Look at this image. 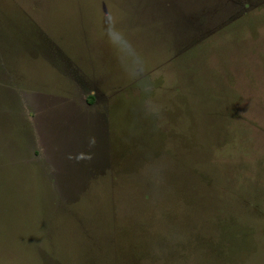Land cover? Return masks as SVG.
I'll return each instance as SVG.
<instances>
[{
	"label": "rangeland",
	"instance_id": "1",
	"mask_svg": "<svg viewBox=\"0 0 264 264\" xmlns=\"http://www.w3.org/2000/svg\"><path fill=\"white\" fill-rule=\"evenodd\" d=\"M0 264H264V0H0Z\"/></svg>",
	"mask_w": 264,
	"mask_h": 264
},
{
	"label": "clouds",
	"instance_id": "2",
	"mask_svg": "<svg viewBox=\"0 0 264 264\" xmlns=\"http://www.w3.org/2000/svg\"><path fill=\"white\" fill-rule=\"evenodd\" d=\"M104 35L109 44L116 50L123 71L131 79L142 77L145 68L144 61L124 31L119 27V21L114 15L104 27ZM142 83H144L142 81ZM147 90V85H145Z\"/></svg>",
	"mask_w": 264,
	"mask_h": 264
},
{
	"label": "crops",
	"instance_id": "3",
	"mask_svg": "<svg viewBox=\"0 0 264 264\" xmlns=\"http://www.w3.org/2000/svg\"><path fill=\"white\" fill-rule=\"evenodd\" d=\"M43 96L50 97L46 94ZM72 105H74V104L59 102L58 106L53 107L50 111L46 110V112L48 115H56V118L58 121H66V119L71 118L72 121H75L77 119H81L83 122H86L89 118L86 116L80 115L78 110L76 109L75 105H74V109H70L73 107ZM99 118H100V120L95 118V123L93 121L94 119L89 120L90 125L97 130H99L100 128L102 129V127H103V119H102V117H99ZM74 123L75 122H73V124ZM41 140H42V137H41Z\"/></svg>",
	"mask_w": 264,
	"mask_h": 264
},
{
	"label": "trees",
	"instance_id": "4",
	"mask_svg": "<svg viewBox=\"0 0 264 264\" xmlns=\"http://www.w3.org/2000/svg\"><path fill=\"white\" fill-rule=\"evenodd\" d=\"M94 101H95V98L91 97V101H90V103H94ZM234 223L236 224L235 221H230V228L233 227ZM232 232H235V228H234V230H233ZM232 232H230V233H232ZM248 237H249V236H248ZM236 241H238V240H237V235H233V236L230 237V247H232L233 251H237V250H234V249H235V244L237 243ZM233 251H232V252H233ZM230 260L233 261V260L231 259V254H230Z\"/></svg>",
	"mask_w": 264,
	"mask_h": 264
}]
</instances>
